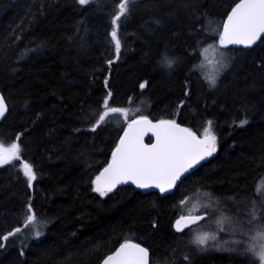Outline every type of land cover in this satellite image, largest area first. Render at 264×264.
<instances>
[{
  "label": "trees",
  "instance_id": "trees-1",
  "mask_svg": "<svg viewBox=\"0 0 264 264\" xmlns=\"http://www.w3.org/2000/svg\"><path fill=\"white\" fill-rule=\"evenodd\" d=\"M236 1L131 0L118 21L117 57L111 32L120 0H0V93L8 107L0 145H20V159L0 165V264H99L125 241L145 246L149 264H260L248 250L252 239L203 251L186 240L194 241V228L173 229L183 184L238 200L255 196L264 177V37L249 49L227 47L232 62L214 87L196 68ZM165 58L175 61L171 68ZM105 99L128 109L127 121L117 114L93 130ZM140 116L175 120L198 136L211 121L217 150L172 194L120 186L101 196L94 181ZM23 162L35 173L31 185ZM29 213L45 223L43 236L23 248L14 235L4 240Z\"/></svg>",
  "mask_w": 264,
  "mask_h": 264
},
{
  "label": "snow or ice",
  "instance_id": "snow-or-ice-1",
  "mask_svg": "<svg viewBox=\"0 0 264 264\" xmlns=\"http://www.w3.org/2000/svg\"><path fill=\"white\" fill-rule=\"evenodd\" d=\"M91 0H78L80 5H87ZM131 0H120L117 12L113 17V30L111 32L112 40L115 43L117 57L120 52V40L117 35L118 21L128 12V5ZM264 37V0H239L232 7L231 12L227 15L226 21L223 22V30L218 33V43L210 46L219 54L218 59L214 61L216 71L208 77L210 86H215L219 78L220 71L226 67L224 63V53L222 49L229 45H243L250 47L258 40ZM208 49H205V52ZM112 61H109L111 64ZM175 63L173 59L165 58L162 65L171 68ZM141 88L145 84L140 85ZM109 98L111 93L108 94ZM104 111L97 113L98 119L93 125V130L101 124L108 122L111 118L119 114L127 120L128 109L109 107L108 99H105L103 105ZM6 111L3 98L0 97V116ZM246 123V121L241 122ZM146 131H151L156 137L153 144H144L143 136ZM217 150L216 136L211 130V121L208 127L204 129L203 135L198 136L190 128L181 127L175 120H159L153 123L146 116H140L138 119H132L124 135L120 138L115 151L112 153V160L106 168L96 177L95 191L101 196L111 192L116 185L131 181L140 188L156 187L160 192H166L176 187L177 182L187 173L194 165L211 156ZM20 159V145L13 143L10 148H4L0 145V165L9 164L13 160ZM22 170L28 178L29 185L36 179L33 168L27 162H23ZM258 190H264L258 188ZM210 195V194H205ZM189 198L181 201V204L187 203ZM31 212V209L29 208ZM205 215L210 214L212 205H204ZM252 219L256 217V209L253 207L251 212ZM205 217L202 215L180 216L175 227L178 232L183 231L191 224H197ZM36 221V216L31 213L27 216L25 226ZM185 221H187L185 223ZM17 228L14 232L8 233L3 239L7 240L9 236L20 232ZM35 235L39 237L40 231ZM208 239H215L208 233H201L195 236L194 243L197 247L203 248ZM254 241L249 246L251 251L264 264V225L255 230V235L251 237ZM148 249L138 243L126 241L120 247L108 256L103 264H149ZM187 259V257H185Z\"/></svg>",
  "mask_w": 264,
  "mask_h": 264
},
{
  "label": "rangeland",
  "instance_id": "rangeland-1",
  "mask_svg": "<svg viewBox=\"0 0 264 264\" xmlns=\"http://www.w3.org/2000/svg\"><path fill=\"white\" fill-rule=\"evenodd\" d=\"M209 34L212 35L211 32H209ZM217 43L218 38L214 42H207L202 45L201 60L196 65L198 72L203 77H205L207 81L208 77L214 74L216 71L217 66L215 65L214 61L218 59L219 54L214 50L213 47L210 46L216 45ZM205 49L208 50L205 52ZM222 51L224 53V63L227 67L232 62L233 53L227 48L222 49ZM226 67H224L223 70ZM222 71H220L219 75L222 73ZM137 111H143V108L139 107L137 110H133L130 115L133 116L134 112L136 114ZM139 114L142 115V113ZM256 187L257 188L255 192L253 191L255 196H246L245 198L243 197L237 200L233 197H224L223 199L222 197L214 195L208 190H195L192 193L191 190H188L189 187L183 184L182 188H180L177 192V199L179 200V205L181 207L180 212L182 215L202 213L204 212L203 206L208 204L212 205V210L219 211H211L210 213H212V215L208 220L204 222L203 219L200 223L190 228L191 230L194 228L191 232H189V235L191 234L194 238L196 235L201 233H208L209 236L215 237V239H208L207 244L203 246L201 250L204 251L205 249L213 248L215 250L220 248L237 249L238 247H243V244H246V238H248L249 241L251 240V237L255 235V230L261 225H264V220L261 219L262 215L260 213L262 211L261 207L264 206V190H258V188L264 189V177L259 180ZM186 198H189L187 203L181 204V201H184ZM229 205L231 212H229L228 209ZM221 207H223V209H220ZM253 207L256 209V217L252 220V223L249 224L248 221L252 219L251 212ZM44 228L45 223L41 222L40 220H36L32 224L24 226V228L21 229L19 233L17 232L14 234V239L17 241L18 245H23V248L30 241L41 238L44 234ZM36 231L41 232L39 237L35 235ZM228 238L231 240V242L228 241ZM242 239H244V242ZM186 240L188 241L189 245L195 244L190 240V237H187Z\"/></svg>",
  "mask_w": 264,
  "mask_h": 264
},
{
  "label": "water",
  "instance_id": "water-1",
  "mask_svg": "<svg viewBox=\"0 0 264 264\" xmlns=\"http://www.w3.org/2000/svg\"><path fill=\"white\" fill-rule=\"evenodd\" d=\"M238 2H239V0H237V1L232 5V7H234L235 4L238 3ZM232 7L230 8V10L227 12V14L225 15V17L223 18L222 25H221V31L223 30V22L226 21V19H227V15L231 12ZM262 38H263V37H262ZM260 40H261V39H260ZM260 40H258L254 45H252V46H250V47H247V48L244 47L243 45H229L228 47H230V48L249 49V48H252L253 46H255ZM0 97L3 98V96H2L1 93H0ZM3 101H4V104H5V106H6V111H5V113H4L3 116H0V119L4 118L5 115L7 114V111H8V107H7V104H6L5 100H4V98H3ZM138 118H139V117L134 118V119H138ZM148 119L151 120L153 123H156V122L159 121V120H153V119H151V118H149V117H148ZM130 121H131V120H130ZM130 121H129V122H130ZM129 122H128V123H129ZM176 123L179 124L181 127H185L184 125H182V124H180V123H178V122H176ZM127 125H128V124H127ZM186 128H187V127H186ZM126 129H127V126H126L125 129L122 131V133H121V135H120V137H119V139H118V141H117V143H116L114 149L112 150V153L115 151L117 145H118L119 142H120V138L124 135V131H125ZM148 138H149V140H148ZM155 142H156V137H155L154 133L151 132V131H146L145 134H144V136H143V143H144V144H148V145H150V144H153V143H155ZM112 153H111V156H110L109 161H108V162L106 163V165H105V166L99 171L98 175H99V174L104 170V168H106V167L108 166V164L111 162V160H112ZM207 159H208V157H206L204 160H201L199 163H197L196 165H194V166H193V167H192L187 173H185V174L182 176L181 180L177 182V185L183 180V178H184L185 176L191 174V173L194 172V171H195V170H196L201 164H203L204 162H206ZM98 175H97V176H98ZM177 185H176V186H177ZM120 186H131V187H133L134 189H136V190H140V191H142V192L156 191V192L159 193L160 196H164V195L172 194V193L175 191V189H176V187H174V188H172V189L169 190V191H166V192H160V190H159L158 188L154 187V186H153V187H149V188H140V187H138L136 184L132 183L131 181H128L127 183H121V184H118V185H116L115 188L120 187ZM115 188H113V189H115ZM191 215H193V216H195V215H202V216H204V217L207 216V215H205V213L191 214ZM180 216H182V215H180ZM180 216H178V217L174 220V222H173V229H174V231H175L176 233H182V232L186 231L187 229L191 228L192 226L196 225V224H191V225H189V227L185 228L183 231L178 232V231L176 230V227H175V222H176V220H177ZM183 216H188V215H183ZM201 221H202V220H200L198 223H200ZM186 222H187V221H185V223H186ZM198 223H197V224H198ZM131 242H133V243H138V242H135V241H131ZM121 244H122V243H121ZM121 244H120V245H121ZM138 244H140V243H138ZM120 245H118L113 251H111V252H109L108 254H106V255L102 258V260L100 261L99 264H103L104 260H105L108 256H110V255H112L113 253H115V251L120 247ZM140 245H141L142 247L146 248V247L143 246L142 244H140ZM146 249H147V248H146ZM148 253H149V257H148V259H149V263H150V252L148 251Z\"/></svg>",
  "mask_w": 264,
  "mask_h": 264
},
{
  "label": "bare ground",
  "instance_id": "bare-ground-1",
  "mask_svg": "<svg viewBox=\"0 0 264 264\" xmlns=\"http://www.w3.org/2000/svg\"><path fill=\"white\" fill-rule=\"evenodd\" d=\"M243 225H244V224H243ZM237 230H238V229H237ZM237 230H236V232H237ZM227 232H228V231H227ZM234 232H235V231H234ZM236 232H235V233H236ZM229 233H230V232H229ZM238 233H239V232H238ZM242 234H243V233H242ZM234 235H235V234H234ZM232 236H233V235H232ZM229 237H230V236H229ZM233 237H234V236H233ZM242 237H243V236H242ZM225 238H226V237H225ZM235 238H236V237H235ZM239 238H241V237H239ZM243 238H244V237H243ZM237 240H238V239H237ZM239 240H240V239H239ZM228 241L231 242V240H229V238H228ZM228 241H227V242H228ZM242 241L244 242V239H242ZM242 241H241V242H242ZM245 241H246V240H245ZM230 242H229V243H230ZM239 242H240V241H239ZM234 243H235V242H234ZM244 245H245V244H244Z\"/></svg>",
  "mask_w": 264,
  "mask_h": 264
}]
</instances>
